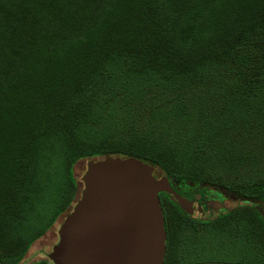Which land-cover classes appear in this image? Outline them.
<instances>
[{"label": "trees", "instance_id": "1", "mask_svg": "<svg viewBox=\"0 0 264 264\" xmlns=\"http://www.w3.org/2000/svg\"><path fill=\"white\" fill-rule=\"evenodd\" d=\"M107 157L244 200L199 222L188 257L264 264V0H0V264L70 213L76 164ZM167 203L172 264L184 228Z\"/></svg>", "mask_w": 264, "mask_h": 264}, {"label": "water", "instance_id": "2", "mask_svg": "<svg viewBox=\"0 0 264 264\" xmlns=\"http://www.w3.org/2000/svg\"><path fill=\"white\" fill-rule=\"evenodd\" d=\"M156 168L134 157L88 161L82 189L61 223L52 264H164L167 233L159 193L190 202Z\"/></svg>", "mask_w": 264, "mask_h": 264}, {"label": "rangeland", "instance_id": "3", "mask_svg": "<svg viewBox=\"0 0 264 264\" xmlns=\"http://www.w3.org/2000/svg\"><path fill=\"white\" fill-rule=\"evenodd\" d=\"M130 123H131L130 114L129 116L125 115V118L118 124L119 126L116 127V123H114L113 128L118 133H121V131L124 130L128 134H130ZM87 162L88 161H82L76 164L74 171H75L77 178L80 179L83 173L85 172ZM155 176L159 178L164 175L160 171L156 170ZM173 186L178 192L183 193L186 196H189L192 198L195 197V199H200L201 200L200 202L202 203L200 206L202 207V213H196L192 217L185 216L182 212L177 211V213L181 215L180 217H182L180 218L177 214L178 216L177 220L180 221L181 226L184 229L178 234L179 249L176 252L177 257L172 261V264H194L193 262L191 263V261L195 260L197 256L188 257V255L190 254L199 255L200 253V252H197L196 250V246L198 245L199 240L202 237L201 231H200L201 229H199V228H202L201 227L202 224L199 222L200 221L206 222L208 220L216 219L218 216L226 212H231L232 210L238 207L244 206L243 204L245 201L236 199L234 194H230L227 191L219 187H215L212 184L199 185L196 187H192L189 190H187L186 187H182L176 184L175 182H173ZM81 189H82V184L80 186V190ZM252 205L258 211H260V213L264 217V208H261L256 203ZM66 216H67V213L66 215L59 218V220L56 222L53 228H51L39 240L33 243V245L30 247V249L25 254L24 258L20 262V264H34L36 262L48 259L47 258L48 254L51 252L53 246H55L58 242L57 231ZM165 217H166V214H165ZM196 229H199V230H196ZM194 230L196 231L194 232ZM210 242H211L212 247H214L215 245L214 242L212 240ZM221 256L222 257L218 256L216 253H213V252L210 253L208 251L206 254H204V257H206V260L209 261L206 264H237V257H234V256L228 257L224 255H221Z\"/></svg>", "mask_w": 264, "mask_h": 264}, {"label": "flooded vegetation", "instance_id": "4", "mask_svg": "<svg viewBox=\"0 0 264 264\" xmlns=\"http://www.w3.org/2000/svg\"><path fill=\"white\" fill-rule=\"evenodd\" d=\"M163 177V176H161ZM159 177V178H161ZM157 178V177H156ZM167 178V177H166ZM168 179V178H167ZM169 180V179H168ZM170 182V180H169ZM171 184V182H170ZM173 190L178 193L181 197H183L184 199H186L188 202H190V204L188 205V208L186 211L182 210L179 206H178V203L177 201L174 199V197L168 193H159L158 197H159V201H160V205L162 207V210H163V214H165V208L167 207L166 205L168 204L167 202H170L172 203H175L176 206L178 207V209L180 210V212H182L185 216H190L192 217L193 215H195L196 213H202V207L201 206V200L200 199H195L192 198V197H189V196H186L185 194L183 193H180L178 192L176 189H174L173 185L171 184Z\"/></svg>", "mask_w": 264, "mask_h": 264}]
</instances>
